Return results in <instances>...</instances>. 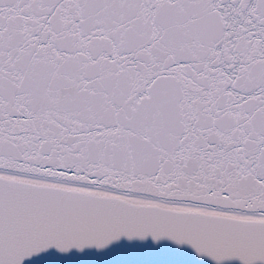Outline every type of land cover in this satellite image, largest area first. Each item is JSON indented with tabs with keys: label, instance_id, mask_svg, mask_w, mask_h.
<instances>
[{
	"label": "snow or ice",
	"instance_id": "snow-or-ice-1",
	"mask_svg": "<svg viewBox=\"0 0 264 264\" xmlns=\"http://www.w3.org/2000/svg\"><path fill=\"white\" fill-rule=\"evenodd\" d=\"M149 238L264 264V0H0V264Z\"/></svg>",
	"mask_w": 264,
	"mask_h": 264
},
{
	"label": "water",
	"instance_id": "water-1",
	"mask_svg": "<svg viewBox=\"0 0 264 264\" xmlns=\"http://www.w3.org/2000/svg\"><path fill=\"white\" fill-rule=\"evenodd\" d=\"M36 264H205L191 249L169 241L121 240L107 249H86L61 254L52 250L42 254Z\"/></svg>",
	"mask_w": 264,
	"mask_h": 264
}]
</instances>
